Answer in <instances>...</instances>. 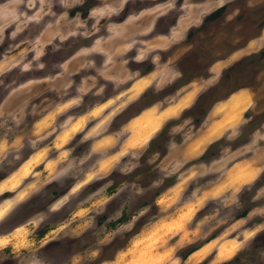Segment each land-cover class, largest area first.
I'll return each instance as SVG.
<instances>
[{"label": "rangeland", "instance_id": "obj_1", "mask_svg": "<svg viewBox=\"0 0 264 264\" xmlns=\"http://www.w3.org/2000/svg\"><path fill=\"white\" fill-rule=\"evenodd\" d=\"M0 214V264H264V0H0Z\"/></svg>", "mask_w": 264, "mask_h": 264}, {"label": "trees", "instance_id": "obj_2", "mask_svg": "<svg viewBox=\"0 0 264 264\" xmlns=\"http://www.w3.org/2000/svg\"><path fill=\"white\" fill-rule=\"evenodd\" d=\"M216 15H217V12H216L215 14L211 15L210 18L215 17ZM245 215H247V212H243V213L241 214V217H243V216H245Z\"/></svg>", "mask_w": 264, "mask_h": 264}, {"label": "bare ground", "instance_id": "obj_3", "mask_svg": "<svg viewBox=\"0 0 264 264\" xmlns=\"http://www.w3.org/2000/svg\"><path fill=\"white\" fill-rule=\"evenodd\" d=\"M15 180V179H14ZM10 181V180H9ZM8 183V182H7ZM7 183H6V186H7ZM15 183H16V181H15ZM15 183L14 182H12V184L11 185H15ZM2 188H5V185L4 186H2ZM2 214H0V216H1Z\"/></svg>", "mask_w": 264, "mask_h": 264}]
</instances>
